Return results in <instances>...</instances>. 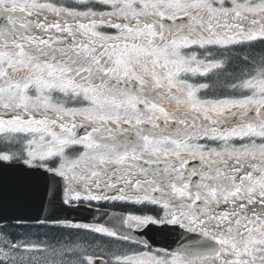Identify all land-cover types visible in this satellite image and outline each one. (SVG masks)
I'll list each match as a JSON object with an SVG mask.
<instances>
[{"label": "snow or ice", "instance_id": "snow-or-ice-1", "mask_svg": "<svg viewBox=\"0 0 264 264\" xmlns=\"http://www.w3.org/2000/svg\"><path fill=\"white\" fill-rule=\"evenodd\" d=\"M0 264H264V0H0Z\"/></svg>", "mask_w": 264, "mask_h": 264}, {"label": "trees", "instance_id": "trees-1", "mask_svg": "<svg viewBox=\"0 0 264 264\" xmlns=\"http://www.w3.org/2000/svg\"><path fill=\"white\" fill-rule=\"evenodd\" d=\"M17 231H21V230H23V229H16Z\"/></svg>", "mask_w": 264, "mask_h": 264}]
</instances>
